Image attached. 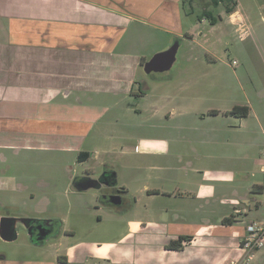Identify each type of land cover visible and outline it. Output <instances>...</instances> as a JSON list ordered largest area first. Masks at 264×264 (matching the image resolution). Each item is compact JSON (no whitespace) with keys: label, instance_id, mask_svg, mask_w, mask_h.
<instances>
[{"label":"rangeland","instance_id":"374dc122","mask_svg":"<svg viewBox=\"0 0 264 264\" xmlns=\"http://www.w3.org/2000/svg\"><path fill=\"white\" fill-rule=\"evenodd\" d=\"M235 1L233 10L238 13L229 19L224 4L215 8L208 6L209 0H186L181 23L183 33L192 30L190 35L177 38L134 24L138 44L126 38L118 51L138 55L144 63L177 43L168 72L145 75L140 67L137 79L160 84L159 94L176 102L187 99L197 111L242 105L251 109L249 115L216 121L194 115L143 120L134 112L135 101L117 105L114 97L105 95L80 106L72 94L61 108L85 107L95 118L86 133L82 130V137L47 140L41 134H28L19 140L12 135L17 148L0 152V176L17 184L16 189L0 190V217L62 222L59 237L41 246L31 244L24 228L17 226L14 242L0 240V253L6 259L45 264H264V246L247 260L238 240L228 235L193 238L183 242L179 251L166 249L171 242L166 237L170 222L215 224L222 212L230 216L232 207L219 203L222 194L244 200L240 210L249 203L250 215L243 223L264 216V192L252 191L255 186L264 188V170L258 164L264 160V0ZM204 10L217 20L215 25L205 17L199 19ZM173 108L171 104L168 112ZM205 134L210 142L198 149L213 159L201 162L214 169L202 174L194 169L171 172V166L177 165L172 155L190 154L189 145L202 142ZM148 143L151 148L146 149ZM61 145L96 152V160L119 167L117 189L104 187V193H116L122 205L102 204L93 190L74 192L70 176L81 174L82 166L76 165L78 152H64L58 149ZM223 160L236 169L216 172L217 162ZM155 190L159 195L147 196ZM202 195L213 197L212 207L204 198L196 200Z\"/></svg>","mask_w":264,"mask_h":264},{"label":"crops","instance_id":"0c3cea01","mask_svg":"<svg viewBox=\"0 0 264 264\" xmlns=\"http://www.w3.org/2000/svg\"><path fill=\"white\" fill-rule=\"evenodd\" d=\"M237 13H230L228 18ZM182 16L181 0H0V152L17 148L11 142L12 135L19 140V136L28 134H41L47 140L53 137L67 140L82 137V130L86 133L95 118L85 107L75 109L68 106L71 111L61 108L60 104L67 102L72 94L75 95L76 104L80 106L105 95L114 97L117 105L118 101L121 104L135 101L134 112H139L138 115L141 114L143 120L160 116L181 120L194 115L198 120L216 121L234 116L228 112L242 105H234L226 111L208 109L203 112L190 107L187 99L176 102L168 95L159 94L160 88H163L160 84H147L137 79L143 65L141 58L118 51L126 38L138 44V30L134 24L177 38L190 35L192 30L182 31ZM220 18L219 21L223 22L224 18L221 15ZM241 19L238 16V21ZM192 54L190 56L197 55V52ZM135 86L137 88L133 92ZM171 104L176 108L168 112ZM250 110L249 108V112ZM215 111L218 113L214 114ZM128 113L130 114V110ZM207 137L205 134L202 142L190 144V154L172 155L171 158L177 165L171 166V172L174 169H194V173L202 174L214 169V166L209 168L201 162L205 159L212 160L213 156L198 149L201 143H204L203 146L208 145L210 141ZM53 141L59 144L61 142ZM25 143L27 144V140ZM145 145L146 149L151 148L149 143ZM22 147L28 148L27 145ZM58 149L64 152L80 151L75 147L62 145ZM86 154L95 162L94 165L104 163L107 168L113 169L118 184L119 167L96 160V152ZM258 164L264 170V160H259ZM216 165V172L236 169V165L228 160L218 161ZM16 188L17 184L10 179H0V190ZM152 195H159V192L155 190L147 194ZM220 196V204L227 203L232 207L230 216L223 215L222 212L220 222L215 224L209 221L200 224L177 220L170 222L168 227L171 228L166 234L169 241L180 236L198 239L228 235L237 239L239 244L238 236L250 223H243L249 218L250 205L247 202L246 209L240 210L238 207L244 200L236 199V195L232 198H227L224 194ZM168 198L170 200V195ZM199 198H204V195L196 200ZM212 198H204L206 206L212 207ZM199 208L202 209L201 205ZM226 218L230 220L223 224L222 221ZM160 222L166 223L164 220ZM60 223L62 225L61 221ZM244 257L249 260L246 252ZM0 264L45 263L8 260L0 253Z\"/></svg>","mask_w":264,"mask_h":264},{"label":"water","instance_id":"95a60500","mask_svg":"<svg viewBox=\"0 0 264 264\" xmlns=\"http://www.w3.org/2000/svg\"><path fill=\"white\" fill-rule=\"evenodd\" d=\"M178 50V44L173 43L166 50L154 54L148 61L144 62L142 65V70L145 75L151 73H166L168 72L176 59V54ZM106 175L102 177L103 182H99V179L95 178H83L78 183L74 192L83 193L88 190H93L94 192L99 191L101 188L108 187L111 185H116V174H112L113 181L110 183L107 181V177L110 176V173H105ZM106 180V182H105ZM97 183V185L95 184ZM100 202L104 205L117 207L122 204V198L119 195H108L104 194L100 198ZM39 221L38 219L32 218H18L10 216L0 217V240L6 243L14 242L17 239V226L21 225L25 229H29L32 223ZM45 224H58V220H43ZM41 238L40 241H42Z\"/></svg>","mask_w":264,"mask_h":264},{"label":"flooded vegetation","instance_id":"af4514ba","mask_svg":"<svg viewBox=\"0 0 264 264\" xmlns=\"http://www.w3.org/2000/svg\"><path fill=\"white\" fill-rule=\"evenodd\" d=\"M89 162H91V160L89 159V156L86 154V152L79 151L77 156H76V165H78L80 167L82 166V171H81V174L75 175L73 177L70 176L72 189H75V187L77 186V183L83 178L89 177V178L99 179L100 180L99 182L102 183L103 182L102 177H104L106 175L105 173L111 174V177L110 176L107 177V181L112 183V181H113L112 174L115 173V171L113 169L107 168V166L104 165V163H101L99 165H91L90 167H86V164H88ZM0 179H9V178L5 177V176H0ZM12 182L15 183L14 181H12ZM105 182H106V180H105ZM95 184L97 185V183H95ZM111 187H113L112 189H114V190L117 189L116 185H111ZM97 193H98V199L100 202L101 196H103L105 194L104 188H101L99 191H97ZM108 195H116V193H113V194L109 193ZM122 203H123V201H122ZM34 219H38L39 221L32 223L28 230L23 227L24 230L26 231L28 240L31 244L41 246L43 244L48 243L49 241L54 240L55 238H58L59 235L61 234L60 233V229L62 226L61 223L45 224L43 222V220H53V219H50V218H34ZM41 238H43L42 241H40Z\"/></svg>","mask_w":264,"mask_h":264},{"label":"trees","instance_id":"16d2710c","mask_svg":"<svg viewBox=\"0 0 264 264\" xmlns=\"http://www.w3.org/2000/svg\"><path fill=\"white\" fill-rule=\"evenodd\" d=\"M186 0H181V5L185 2ZM192 0H189V2H191ZM235 0H209L208 2V6H212V7H218L221 4L226 5L224 12L226 14H230L232 13L234 10L233 6L235 5ZM202 16L199 17L200 20H202L204 17L209 21L210 25H215L217 20L212 17V14L210 11H206L204 10L201 14ZM218 19L220 20V16H218ZM214 114H217L218 112L215 111L213 112ZM249 113V108L247 106H236L234 108H232V110L230 112H228V114L230 115H234L237 117H246ZM264 188L261 186H255L252 191L253 192H263ZM230 220V218H226L222 221L223 224L228 223V221ZM60 223V221L58 222ZM192 237L189 236H180L177 238V240L175 241H171L168 245L167 248L168 250H173V251H179L183 249V242L189 243L191 241Z\"/></svg>","mask_w":264,"mask_h":264},{"label":"built area","instance_id":"2783aa9c","mask_svg":"<svg viewBox=\"0 0 264 264\" xmlns=\"http://www.w3.org/2000/svg\"><path fill=\"white\" fill-rule=\"evenodd\" d=\"M239 237V246L246 252L247 258L252 257V253L260 250L264 246V216L248 223Z\"/></svg>","mask_w":264,"mask_h":264}]
</instances>
